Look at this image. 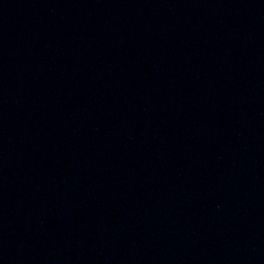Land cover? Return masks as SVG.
<instances>
[{"label":"water","instance_id":"95a60500","mask_svg":"<svg viewBox=\"0 0 264 264\" xmlns=\"http://www.w3.org/2000/svg\"><path fill=\"white\" fill-rule=\"evenodd\" d=\"M0 264H264V65L0 120Z\"/></svg>","mask_w":264,"mask_h":264}]
</instances>
